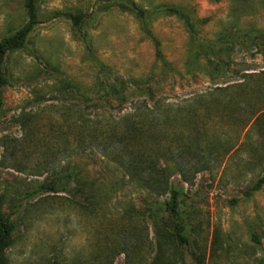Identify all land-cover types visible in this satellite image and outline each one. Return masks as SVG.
I'll return each mask as SVG.
<instances>
[{
  "label": "rangeland",
  "instance_id": "1",
  "mask_svg": "<svg viewBox=\"0 0 264 264\" xmlns=\"http://www.w3.org/2000/svg\"><path fill=\"white\" fill-rule=\"evenodd\" d=\"M131 1L144 20L127 0H37L39 23L7 55L0 212L16 226L7 264H151L147 208L168 197L167 184L184 190L190 244L170 245L166 260L264 264V187L253 189L264 175V111L251 119L264 108V77L240 103L234 89L200 98L264 72L255 40L264 0ZM27 20L24 0H0V41ZM222 39L218 51L194 43ZM214 54L224 75L211 74ZM76 169L73 194L39 192Z\"/></svg>",
  "mask_w": 264,
  "mask_h": 264
},
{
  "label": "trees",
  "instance_id": "2",
  "mask_svg": "<svg viewBox=\"0 0 264 264\" xmlns=\"http://www.w3.org/2000/svg\"><path fill=\"white\" fill-rule=\"evenodd\" d=\"M37 0H24V7L27 14V23L20 29H18L14 34L11 36L3 39L0 41V89L7 85L8 80L5 75L4 66L7 59V55L22 46H24L26 40L28 39L29 35L34 31L35 27L37 26L38 22V10L36 7ZM127 6L129 11H133L141 20H144L145 17V10L139 8V6L133 2L127 0ZM166 12L172 15H178L179 17H182V19L185 21V23L191 28L192 22L190 18L181 12L180 9L174 8V7H167L165 8ZM66 16L74 26H80L83 19L77 15H74L72 13H65L63 14ZM259 36L255 38L257 42L260 41V43H264V32H258ZM254 41V38L251 39V43ZM196 47L200 48L203 47V50H220L221 44H225V40L222 39L218 41L217 43H209L207 46H199L197 45L198 42L194 41ZM219 43V44H218ZM231 43V42H229ZM264 46V45H263ZM225 48V47H224ZM157 55L160 59V52L159 48L157 46ZM209 65L212 66L211 74L214 76V73H217L218 75H224L222 74L223 67H220L222 62L219 61V59H216V55L212 57V59H208ZM224 63V62H223ZM216 69V70H215ZM240 81L232 83L225 87H216L214 90L210 91V93L207 95H202L201 99H206L208 96L213 95L216 92H227L231 90L237 91V100L236 98H232V102H236L240 99L241 101L249 100L254 95H256V89H253L252 84L254 83L255 79H260L264 77V72L261 73H244L242 74ZM259 91V90H258ZM261 91H259L260 93ZM240 101V102H241ZM239 102V103H240ZM2 108H3V102L0 98V118L2 114ZM208 112V110H206ZM264 108H261L259 110H255L252 112V117L257 116L260 112H263ZM264 113V112H263ZM264 115V114H263ZM261 116H259L256 120V123L259 121ZM231 149V148H230ZM227 152H229V150ZM81 175L79 171L76 170H70L66 172L65 174H62L56 178V180H53L47 184L39 185V192L42 193H70L73 194L75 189L71 187L72 184H77L80 182L81 184ZM82 186V185H81ZM254 190H260L262 187H264V175L258 179V181L253 186ZM166 194H168V197L163 201H155L152 205L148 206V212L150 215V219L155 224V234H156V253L155 257L151 264H171L170 260L165 259V254L167 252V248L170 245H174L176 243H179L180 245L183 244H190V238L186 234V225L185 221L183 219L182 214V204H183V188L176 187L173 184H167L166 186ZM167 214V217H162V214ZM160 220H162V223L160 224ZM159 221V222H157ZM16 232V226L14 222L6 219L2 213L0 212V264H7L6 258L4 257V251L5 249L11 244L13 236Z\"/></svg>",
  "mask_w": 264,
  "mask_h": 264
}]
</instances>
